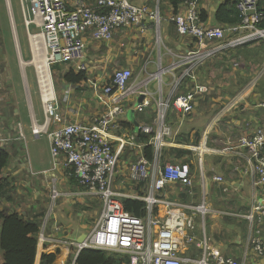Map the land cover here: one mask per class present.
<instances>
[{"label": "crops", "instance_id": "1", "mask_svg": "<svg viewBox=\"0 0 264 264\" xmlns=\"http://www.w3.org/2000/svg\"><path fill=\"white\" fill-rule=\"evenodd\" d=\"M65 1L71 9L77 2ZM130 1L151 8L159 7L160 36L154 28L143 33L138 26L130 25L117 29L110 40H98L93 29L88 30L84 34L86 54L82 61L59 62L55 63V68L51 66V70L58 73L57 111L62 120L52 124L49 131L70 123L88 124L96 116L112 110L116 103L111 96L104 95L103 87L119 68L132 69L130 86L134 92L121 103L124 113L116 115L120 127L111 131L114 149L120 147L119 137L132 132L137 123L153 124L156 121L158 107L155 101L172 94L174 75H179L184 68L175 67L183 62L189 50L196 48V42L178 32L172 21L177 9L171 0ZM226 1H200V10L208 16L205 24L222 25L217 21L216 13ZM87 2L96 7V0ZM232 38L228 36L212 42L215 54L197 70L195 78L188 77L182 85L181 92L194 90L197 85L207 88L196 95L194 110L181 114L171 107L168 111L167 122L172 125L175 135L167 138L163 161L188 162L194 186L190 190L179 182H170L161 190L160 196L168 202L177 203L176 208L183 209L205 198L210 208L209 221L212 219L213 223L207 231L206 218L209 244L238 259L247 257L249 264H264V258L255 252H248L251 223L245 217L252 209L254 197L264 198V189L255 191L251 175L245 172L249 151L238 148L235 143L242 136H251L258 126L264 124V43L263 40H254L244 45H230ZM21 63L17 55L12 70L21 74L24 98L17 91L5 118L0 113V148L10 154L9 163L0 176V182L6 183L7 187L6 192L0 195V211L17 213L40 223L35 264H41L44 253L58 250L57 264H74L79 249L102 217L104 200L91 195L87 188L79 184L71 169L64 165V154L53 158L47 133L35 136L32 132L31 112L35 111L42 122L44 111L40 112L32 96L33 109L30 107L28 81L31 95L34 92L28 72L26 70L25 78ZM81 65L85 66L84 70L79 69ZM162 69L171 70L162 78L164 84L155 78V74ZM71 70L76 73L84 71L86 78L77 84L66 81L64 76ZM146 81L151 82L146 85ZM8 86L11 88L10 84ZM142 90L150 92L152 103L145 111L138 112L136 105L143 97L137 96V93ZM37 95L40 100L39 90ZM19 124L24 129V139L18 136ZM141 136L140 141H144ZM191 145L199 146V150L192 149ZM141 154V149L131 145L120 152L115 187L130 198L140 197L139 184L131 180L130 168ZM214 175L223 176L224 180L216 182L212 179ZM95 198L103 202L100 212ZM168 208L166 204H159L155 213L164 218ZM185 210L183 215L186 217L190 212L188 208ZM61 221H65L64 226ZM197 226L199 229L203 227L202 219L197 220ZM228 231L233 233L231 239L218 237ZM182 251L187 256L198 257L199 250L195 248L189 250L184 246ZM4 255V250L0 248V264L5 261ZM113 256L118 259L115 254Z\"/></svg>", "mask_w": 264, "mask_h": 264}, {"label": "built area", "instance_id": "2", "mask_svg": "<svg viewBox=\"0 0 264 264\" xmlns=\"http://www.w3.org/2000/svg\"><path fill=\"white\" fill-rule=\"evenodd\" d=\"M181 1V11L172 17V21L181 35L195 40L196 48L189 50L183 62L175 67L184 66L179 75H174L172 94L155 101L158 107L156 121L153 124L137 123L132 132L119 137L120 147L115 150L111 131L120 127L116 115L124 113L121 103L134 92L130 86L132 69L115 70L103 87L104 95L111 96L116 103L112 110L96 116L88 124L70 123L49 131L52 124L62 120L57 111L58 98L51 66L59 62L82 61L86 54L84 34L90 29H93L94 37L98 40H110L117 29L130 25L138 26L143 33L154 28L160 36L159 7L151 8L130 0H96V7H93L87 0H77L71 9L65 0H20L28 31L33 23L41 28L39 34L29 32L34 50L33 60L37 57L41 62V56L45 58L36 70L44 120L39 121L35 111H32V132L35 136L47 133L53 158L64 154V165L71 169L79 184L87 188L91 195L104 200L102 217L83 247L118 254V260L113 264H249L247 257L238 259L209 244L205 226L210 208L205 198L184 209L176 208L177 203L161 198V190L170 182H179L191 190L194 177L188 162L168 161L163 165L160 159L167 138L175 135L172 125L167 122L170 108L181 114H189L194 110L196 95L207 90L206 86L197 85L194 90L181 92L185 80L195 78L197 70L215 54L212 42L228 36H233L230 45L264 40V11L260 7V0H236L241 21L234 25L215 26L205 24L202 19L201 0ZM12 25L14 27L15 22ZM18 56L22 62V52L18 51ZM28 65H31V60L22 64L25 78V66ZM79 69L84 70L85 66L81 65ZM169 72L171 70L162 69L155 74V78L164 84L162 78ZM150 82L146 81V85ZM149 95L147 90L137 93V96L143 97L136 105L138 112L145 111L152 103ZM29 97L33 109L31 92ZM140 134L146 135L148 140L140 141ZM18 136L26 137L21 124ZM235 143L238 148L249 151L245 172L251 175L255 191L264 189V124L258 126L251 136H242ZM128 145L142 150L130 168V178L136 184L149 182L146 195L133 197L146 201L145 217L126 211L122 198L129 196L115 187L120 152ZM148 145L154 149L153 160L143 152ZM190 147L199 150V146ZM200 164L202 166V159ZM212 179L222 182L224 177L214 175ZM159 204L169 207L164 218L155 213ZM186 208L190 214L185 217L183 212ZM245 217L251 223L248 252H255L264 258V198L254 197L252 209ZM198 219H202L201 229L197 226ZM184 246L189 250H199L198 257L184 254Z\"/></svg>", "mask_w": 264, "mask_h": 264}, {"label": "trees", "instance_id": "3", "mask_svg": "<svg viewBox=\"0 0 264 264\" xmlns=\"http://www.w3.org/2000/svg\"><path fill=\"white\" fill-rule=\"evenodd\" d=\"M173 6L178 12L181 0H171ZM264 11V4H260ZM202 19L206 21L208 16L204 10H201ZM216 19L222 25H234L241 21L240 13L236 7V0L234 2L227 0L218 9ZM264 26V22L262 24ZM257 41V40H256ZM264 43V40L263 42ZM56 64L52 67L55 68ZM58 65V64H57ZM86 78V73L81 71L76 73L74 70L67 72L64 79L71 83H80ZM141 136L144 141L148 137L144 134ZM185 153L183 150H174ZM145 154L150 160L154 159V149L148 145L145 147ZM10 154L6 149L0 148V176L2 170L9 163ZM164 165L163 157L160 159ZM6 183L0 182V195L6 192ZM149 189V182L139 183L140 195H146ZM125 210L133 213L136 216L145 217L146 201L137 198L124 197L122 198ZM2 221V222H1ZM0 248L4 250V263L2 264H35L37 248H38V234L40 232V223L36 220L25 219L17 213L6 214L0 211ZM60 250L54 253H44L42 255L41 264H55L57 255ZM118 259L109 251L98 248H83L76 260L75 264H113Z\"/></svg>", "mask_w": 264, "mask_h": 264}, {"label": "rangeland", "instance_id": "4", "mask_svg": "<svg viewBox=\"0 0 264 264\" xmlns=\"http://www.w3.org/2000/svg\"><path fill=\"white\" fill-rule=\"evenodd\" d=\"M10 16L13 19L12 21L15 22L14 27L12 25L13 28H11ZM34 25L37 24L33 23L28 31L27 22L21 8L20 0H0V39L2 38L4 40L3 42L2 39L0 40V95H1L0 113L2 114L3 118H5V115L8 114L7 112L11 108L13 103L12 99L16 96L17 91L22 96V98H24L22 85H21V74L17 70L15 71L12 70V67L16 65V58L18 55V51H20V53L22 52L24 58L22 59L23 62L25 61L28 62L29 60H31V65L25 66V72L27 70L31 81V86H32L31 90L33 88L34 93H32L31 95L32 99L34 103L38 104L37 106L41 110L40 112L41 113L43 112L41 107L42 103H40L41 99L39 100V97L37 95V90H39V86L37 84L36 87V80L38 75L36 70L37 67L41 65V63H43L45 58L41 56V62H38L37 57H34L33 60L34 50L32 51L33 45H32V39L29 36V32L31 34H39L41 32V28L39 26L37 27ZM15 33H17L16 37H15ZM8 52H10L12 55L11 54L8 55ZM52 75L57 91V86H58L57 82H59L57 70H55L54 72L53 69ZM8 84H10L11 88L8 86ZM28 84H26L28 90L27 92L28 95H30V86H29L30 84L29 85ZM95 200H96L95 204L100 212L103 207L102 204L103 202L102 200L97 198H95ZM210 217H211L210 215L207 216V231H209V228L213 226V223L211 222L212 219L209 221ZM216 220L219 221V219ZM60 223L62 226L65 225V221H61ZM241 226L242 228H245L243 225ZM232 234H233L232 232L228 231L226 234L224 233V235H219L218 237L224 236L226 237V239L227 238L231 239L230 235ZM115 255L116 257H118V254ZM55 263L57 264V260Z\"/></svg>", "mask_w": 264, "mask_h": 264}, {"label": "water", "instance_id": "5", "mask_svg": "<svg viewBox=\"0 0 264 264\" xmlns=\"http://www.w3.org/2000/svg\"><path fill=\"white\" fill-rule=\"evenodd\" d=\"M12 20H13V19H12ZM12 22H14V21H12ZM16 35H17V33H15V37H16ZM141 99H142V98H141ZM136 125H137V124H136ZM82 241H83V238L80 239V242H82ZM83 248H85V247L82 246V247L79 249V251H78V253H77V256H76V258H75V262H74V264L76 263L77 257H78L80 251H81Z\"/></svg>", "mask_w": 264, "mask_h": 264}, {"label": "bare ground", "instance_id": "6", "mask_svg": "<svg viewBox=\"0 0 264 264\" xmlns=\"http://www.w3.org/2000/svg\"><path fill=\"white\" fill-rule=\"evenodd\" d=\"M25 63L27 64V62H23V61H22V64H23V65H25Z\"/></svg>", "mask_w": 264, "mask_h": 264}]
</instances>
